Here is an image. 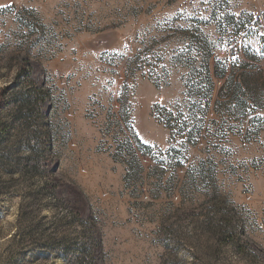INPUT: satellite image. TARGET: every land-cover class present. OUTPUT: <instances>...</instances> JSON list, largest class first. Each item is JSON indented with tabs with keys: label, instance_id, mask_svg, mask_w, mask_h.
<instances>
[{
	"label": "rangeland",
	"instance_id": "374dc122",
	"mask_svg": "<svg viewBox=\"0 0 264 264\" xmlns=\"http://www.w3.org/2000/svg\"><path fill=\"white\" fill-rule=\"evenodd\" d=\"M1 89L0 264H264V0H0Z\"/></svg>",
	"mask_w": 264,
	"mask_h": 264
},
{
	"label": "crops",
	"instance_id": "0c3cea01",
	"mask_svg": "<svg viewBox=\"0 0 264 264\" xmlns=\"http://www.w3.org/2000/svg\"><path fill=\"white\" fill-rule=\"evenodd\" d=\"M192 24L195 25L194 19ZM178 53L180 55H188L189 53L192 55L200 54V48L195 45L193 38L191 44L189 43L187 47L180 49ZM236 82V84H240L238 81ZM152 104L151 100L145 102L141 101L140 106L138 107V112L133 114V123H129L128 119L121 116V113V117L116 119V124L120 130L122 138L125 140V143H127V146H132L137 155H143L144 151H147V146H155L162 151L168 149L169 146L168 132L158 127L150 117ZM129 126L132 127L129 128Z\"/></svg>",
	"mask_w": 264,
	"mask_h": 264
},
{
	"label": "trees",
	"instance_id": "16d2710c",
	"mask_svg": "<svg viewBox=\"0 0 264 264\" xmlns=\"http://www.w3.org/2000/svg\"><path fill=\"white\" fill-rule=\"evenodd\" d=\"M5 91H6V89L0 90V110L3 109V105L5 104V101L3 100ZM3 101H4V103H3Z\"/></svg>",
	"mask_w": 264,
	"mask_h": 264
}]
</instances>
